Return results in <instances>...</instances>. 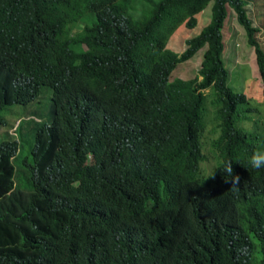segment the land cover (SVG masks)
Masks as SVG:
<instances>
[{"label":"trees","instance_id":"1","mask_svg":"<svg viewBox=\"0 0 264 264\" xmlns=\"http://www.w3.org/2000/svg\"><path fill=\"white\" fill-rule=\"evenodd\" d=\"M210 2L183 50L167 48ZM229 9L264 89L243 0H0V264H264V168L250 164L264 132L242 126L253 107L226 84ZM201 48L196 75L171 76ZM42 86L49 122L20 119L8 135L6 107ZM228 160L239 191L225 180Z\"/></svg>","mask_w":264,"mask_h":264},{"label":"rangeland","instance_id":"2","mask_svg":"<svg viewBox=\"0 0 264 264\" xmlns=\"http://www.w3.org/2000/svg\"><path fill=\"white\" fill-rule=\"evenodd\" d=\"M210 6L211 2L207 5L205 10L199 13V15L197 16V24L193 28L188 29L183 25L177 27V29L168 38L166 47L177 53L182 51L185 46L184 40L197 34L198 30L204 25L205 15L206 13L209 14ZM138 14L139 13L134 15ZM255 23L256 25H260L261 28L264 29V17L257 16ZM228 25L232 28V30L228 28ZM224 36L225 39L231 38L229 40H223V45L225 46L223 58L224 64L228 70L226 84L234 92H242L250 100L251 106L258 109V113H255L251 116V118H253V122L244 121L242 122V126L245 129H254V131H256L257 133L262 134L264 132V92L262 90V83L257 77V70L254 64V60H252V49L246 44L244 31L241 29V27L238 26V24L235 22V20L232 19V17H230V19L227 21ZM261 42L264 45V40ZM226 45L233 46L234 52L242 49L243 56L239 57V60L233 59L234 55L232 57H229L230 48H228ZM202 50L203 48L199 49L190 60L178 63L172 70L171 76L188 79L196 75L197 68L199 67L201 60ZM203 92L206 96L207 112L204 115L206 127L202 135V152L206 154L207 158H209L210 141L213 137L216 136V132H211L214 125V120H212V106L209 103L212 98V91L211 89H204ZM50 94V89L44 87L42 88L40 95L34 100V102H30L26 105H11L6 107L5 117L8 119V121H10L6 129V133L8 135H12V127L19 117L24 118L25 116H33L41 121L49 122ZM23 140L26 141L25 138H23ZM212 164V159L202 162L200 164V172L205 171L204 167H206V170L209 169ZM19 174L20 177L18 178L17 176V178L19 182H22L24 176L21 174V172H19L18 175Z\"/></svg>","mask_w":264,"mask_h":264},{"label":"clouds","instance_id":"3","mask_svg":"<svg viewBox=\"0 0 264 264\" xmlns=\"http://www.w3.org/2000/svg\"><path fill=\"white\" fill-rule=\"evenodd\" d=\"M243 3L245 4V1L243 0ZM127 8H129V9H131L132 11L133 10H135L136 8H138L137 6H132L131 7V5L128 3V6H127ZM246 10V9H245ZM232 13L231 15L229 14V13ZM246 16H247V18H248V20L250 21V24L251 25H254L256 28H257V36H258V38H259V44H260V47L263 49V51H264V45L262 44V42L261 41H263L264 40V29H262L261 28V26L260 25H256V23H255V21H253V20H251L250 18H249V14H248V12L246 11ZM230 17H232V19L233 20H235V22H236V19H235V13H233V10L232 9H230L229 10V12H228V14H227V20H229L230 19ZM225 19V18H224ZM227 20L225 19V21L223 20V22H224V24H223V27H222V29H221V31H223V29L226 27V24H227ZM233 23H234V21H233ZM237 23V22H236ZM238 24V23H237ZM83 25V23L82 24H80V23H78V26H82ZM238 26L239 27H241V29L244 31V29L242 28V26H240L239 24H238ZM228 28L230 29V30H232V28L228 25ZM75 29H77V26L75 25V27L74 28H71L69 31H68V35L69 36H71V35H73L74 34V30ZM51 30H53V29H51ZM224 34L225 33H223V40H226V39H231L232 38V35H231V38H224L225 36H224ZM244 34H245V31H244ZM222 43H224L223 41H222ZM247 44V43H246ZM248 45V44H247ZM228 48H230V54H232V55H234L233 56V59H235V60H239V57H241V56H243V51H242V49L241 50H238L237 52H234L233 51V46H230V45H226ZM249 46V45H248ZM251 49H252V47L251 46H249ZM236 49H237V46H236ZM224 52H225V46L223 45V51H222V55L224 54ZM252 53H253V50H252ZM252 60H254V54H253V57H252ZM254 64H255V61H254ZM255 67H256V65H255ZM256 70H257V68H256ZM257 77H258V79L260 80V78H259V74H258V71H257ZM261 81V80H260ZM262 83V82H261ZM44 87H46V86H42L41 88H40V91H39V93L38 94H36L31 100H29L28 102H26V103H23V104H20V105H26V104H28V103H30V102H34V100L40 95V92H41V90H42V88H44ZM47 88H49V87H47ZM50 89V88H49ZM262 90H263V92H264V89H263V83H262ZM51 91V90H50ZM50 96H51V94H50ZM245 96V95H244ZM246 97V96H245ZM247 98V97H246ZM248 99V98H247ZM13 105H19V104H13ZM255 113H258V109L257 108H254L253 107V109H252V112H250V113H245V115H247L246 116V118H249V119H251V121L253 122V118H251V116L253 115V114H255ZM49 114H50V116H51V105L49 106ZM29 117H33V116H25L24 118H22V117H19L17 120H16V122H15V124H14V126L15 125H17V122L20 120V119H27V118H29ZM34 119H37L36 117H33ZM38 120V119H37ZM14 126L12 127V133H13V128H14ZM253 126H254V124H253ZM256 132V131H255ZM257 133V132H256ZM13 135V134H12ZM200 164H201V162L199 163V170H198V172H200ZM250 164H251V166L253 167V168H255V169H261V168H264V150H255V151H253V153H252V155H251V157H250ZM214 171L215 170H213V171H211L208 175H207V177H206V179L207 178H214ZM223 171H224V173L226 174V176H227V179H225L226 181L228 180V178L229 177H231V183H232V187H231V189L233 190V191H239V187H238V184H239V182H240V178H239V176L238 175H234L233 174V168H232V161L231 160H228V161H225V162H223ZM107 193V192H106ZM113 196L115 197V199H117V200H119V201H122V202H126V203H130V202H132V201H134V199H132V197L130 196V195H128L127 193H124V192H115V191H113ZM153 200H156V201H160V197L157 195V194H155V196L152 198Z\"/></svg>","mask_w":264,"mask_h":264},{"label":"crops","instance_id":"4","mask_svg":"<svg viewBox=\"0 0 264 264\" xmlns=\"http://www.w3.org/2000/svg\"><path fill=\"white\" fill-rule=\"evenodd\" d=\"M244 1H245V7L247 8V12L249 14V18L251 20L255 21L257 16L264 17V0H244ZM229 14L231 15L232 13L230 12ZM222 32L225 33V28L223 29Z\"/></svg>","mask_w":264,"mask_h":264}]
</instances>
